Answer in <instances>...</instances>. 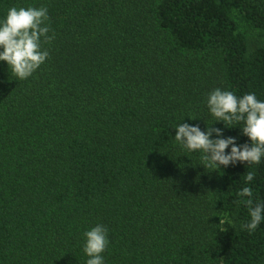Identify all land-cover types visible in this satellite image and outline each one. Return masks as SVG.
Listing matches in <instances>:
<instances>
[{
  "label": "trees",
  "instance_id": "16d2710c",
  "mask_svg": "<svg viewBox=\"0 0 264 264\" xmlns=\"http://www.w3.org/2000/svg\"><path fill=\"white\" fill-rule=\"evenodd\" d=\"M12 6L46 7L55 39L26 80L0 61V264H86L97 224L104 264H264L237 203H264V159L210 172L174 138L212 123L250 145L206 100L264 101V0H0V20Z\"/></svg>",
  "mask_w": 264,
  "mask_h": 264
},
{
  "label": "clouds",
  "instance_id": "9594fccd",
  "mask_svg": "<svg viewBox=\"0 0 264 264\" xmlns=\"http://www.w3.org/2000/svg\"><path fill=\"white\" fill-rule=\"evenodd\" d=\"M50 32L46 7H10L0 20V61L7 64L18 80L28 79L49 58V51L43 45H50L55 39V33L49 35ZM206 104L215 122H223L227 128L242 124L241 134L248 137L250 145H237L234 137L222 138V130L211 127L212 123L205 131L187 123L178 124L174 135L177 144L190 153L199 152L200 165L210 172L237 162L260 164L264 159V101L258 100L255 93L238 97L232 91L216 88L208 94ZM213 133L216 138L210 139ZM254 177L255 172L248 171L245 181L251 182ZM237 195L240 197L237 203L244 204L250 217L242 227L251 233L264 222V203L254 198L251 187H243ZM83 235V252L88 257L86 264H104L103 253L109 245L108 229L97 224Z\"/></svg>",
  "mask_w": 264,
  "mask_h": 264
}]
</instances>
